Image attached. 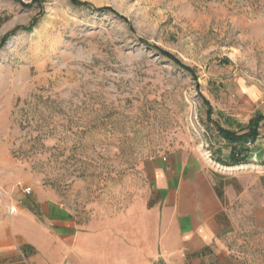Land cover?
<instances>
[{
    "label": "rangeland",
    "instance_id": "374dc122",
    "mask_svg": "<svg viewBox=\"0 0 264 264\" xmlns=\"http://www.w3.org/2000/svg\"><path fill=\"white\" fill-rule=\"evenodd\" d=\"M78 1L0 6V236L26 199L83 206L187 152L260 208L264 0Z\"/></svg>",
    "mask_w": 264,
    "mask_h": 264
},
{
    "label": "crops",
    "instance_id": "0c3cea01",
    "mask_svg": "<svg viewBox=\"0 0 264 264\" xmlns=\"http://www.w3.org/2000/svg\"><path fill=\"white\" fill-rule=\"evenodd\" d=\"M141 168L129 189L83 206L24 200L0 236V264H264L256 193L188 152Z\"/></svg>",
    "mask_w": 264,
    "mask_h": 264
},
{
    "label": "trees",
    "instance_id": "16d2710c",
    "mask_svg": "<svg viewBox=\"0 0 264 264\" xmlns=\"http://www.w3.org/2000/svg\"><path fill=\"white\" fill-rule=\"evenodd\" d=\"M34 2H38V0H34ZM72 3L74 6H77V7H87V8L90 7L89 4L81 3L78 0H72ZM102 10L112 12L114 15L116 14L112 9H102ZM164 55L174 60L169 54L164 53ZM175 62L178 63L177 61ZM253 124L258 125L259 124L258 120L253 121ZM220 132L224 139L229 140L230 142H233L235 144L243 145V146H245L248 142H254L259 136L258 131L256 130H251L247 135H243L241 137H237L236 135L230 134L225 131H220Z\"/></svg>",
    "mask_w": 264,
    "mask_h": 264
},
{
    "label": "built area",
    "instance_id": "2783aa9c",
    "mask_svg": "<svg viewBox=\"0 0 264 264\" xmlns=\"http://www.w3.org/2000/svg\"><path fill=\"white\" fill-rule=\"evenodd\" d=\"M3 1H4V0H0V3L3 2ZM24 193H25L26 195H30V194H31V189H29V188H28V189H25V190H24ZM11 213H13V210H12V209H11Z\"/></svg>",
    "mask_w": 264,
    "mask_h": 264
}]
</instances>
